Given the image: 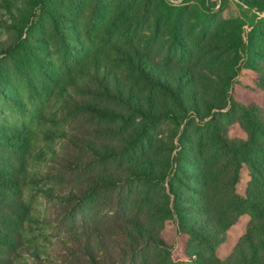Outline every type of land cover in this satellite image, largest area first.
<instances>
[{"label":"trees","instance_id":"1","mask_svg":"<svg viewBox=\"0 0 264 264\" xmlns=\"http://www.w3.org/2000/svg\"><path fill=\"white\" fill-rule=\"evenodd\" d=\"M235 1L264 10V0ZM33 2L39 12L22 24L0 16L15 30L0 41V264H181L162 238L166 220L208 251L206 264H264V57L246 65L261 104L231 94L220 103L190 66L132 42L121 11L94 8L79 21ZM158 6L172 9L167 0ZM41 14L52 40L32 47L27 36ZM168 23L176 42L177 15ZM252 31L264 45V33ZM242 38L231 44V75H217L224 92L235 62L251 53ZM225 103L237 108L244 137L232 138L217 119ZM118 120L132 125L118 149L81 134V122L109 133ZM159 122L174 129L166 142L151 134ZM69 149L76 155L64 158ZM115 162L120 170L109 168ZM242 168L244 194L236 188ZM67 173L77 177L72 187ZM242 213L249 222L220 260L216 247Z\"/></svg>","mask_w":264,"mask_h":264},{"label":"rangeland","instance_id":"2","mask_svg":"<svg viewBox=\"0 0 264 264\" xmlns=\"http://www.w3.org/2000/svg\"><path fill=\"white\" fill-rule=\"evenodd\" d=\"M34 0H0V16L5 18L7 23L17 22L22 24L31 18L32 14L37 15L39 10L35 7ZM171 8L169 12H162L159 9L161 0H155L154 4L143 6V0H43L44 5L62 12L65 16L76 18L79 21L85 19L92 9H113L121 11L127 18L130 29L127 35L131 41L140 44L142 47L151 49L159 55V60L164 63L174 61L185 63L191 67L197 77L198 85L210 98L218 102H225L227 95L231 94L235 99L246 102L261 104L263 94L251 80V70L246 67L264 57V45L256 31H252L253 25L264 33V10L240 7L235 0H167ZM177 15L178 28L176 32L177 41H171L169 37V17ZM246 17L253 19V24H248ZM37 23L31 34L27 37L32 47H38L37 43L48 44L52 40V27L49 19L43 14L37 16ZM245 21V23H242ZM250 33L249 35H247ZM237 35L242 38L243 44L251 53L241 55L235 62L238 71L231 79V85L227 92L221 90L217 83V75H231L229 62L232 61L231 44L235 43ZM15 30L0 25V41H12ZM42 41H39L41 40ZM143 39H150L149 44L142 42ZM139 90V89H138ZM140 91V90H139ZM141 92V91H140ZM146 91H142L145 93ZM147 93V92H146ZM148 94V93H147ZM114 106V105H113ZM216 117L226 126L232 138L244 137L239 113L236 107L225 103L224 107L215 110ZM100 125L97 122H81V134L84 137L104 141L120 148L132 125L122 121L108 124L109 133L106 128L93 130ZM197 127V126H196ZM154 139L159 142H166L174 134V129L167 122H159L152 130ZM198 133L201 134L202 132ZM197 133V134H198ZM98 135V136H97ZM188 135L196 136L194 125H188ZM200 136V135H199ZM205 137V136H202ZM154 141V140H153ZM147 145V144H146ZM153 147L145 146L147 155H151ZM76 150L69 149L63 154L64 158L76 155ZM65 161V160H64ZM117 162V161H116ZM111 164L109 168L119 169L117 163ZM120 170V169H119ZM68 185H75L77 177L67 173ZM248 180L247 170L242 168L240 179L236 184L237 191L244 194ZM249 215L242 213L237 220L227 229L223 241L216 247L215 256L224 260L231 252L237 239L244 232ZM164 241L170 246L171 258L181 264H206L209 261L207 250L199 247L193 241L188 242L185 235L178 233L172 220H166L161 229ZM198 252L199 255L187 254Z\"/></svg>","mask_w":264,"mask_h":264}]
</instances>
